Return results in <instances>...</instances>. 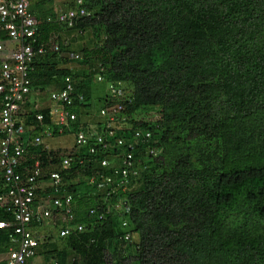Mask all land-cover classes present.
Segmentation results:
<instances>
[{
    "label": "trees",
    "instance_id": "16d2710c",
    "mask_svg": "<svg viewBox=\"0 0 264 264\" xmlns=\"http://www.w3.org/2000/svg\"><path fill=\"white\" fill-rule=\"evenodd\" d=\"M85 2L94 16L72 29L48 19L55 0L32 3L36 46L47 45L32 63V90L73 80L84 100L71 126L87 138L72 151L62 191H50L74 197L85 230L63 236L71 222H58L60 240L50 233L42 240L46 263L264 264V0ZM72 30L73 40H85L78 49L77 39L65 43ZM9 36L0 24V39ZM55 38L59 51L50 46ZM72 54L90 71L73 70ZM98 73L125 85L127 122L114 127L115 136L108 118L89 121ZM102 99L100 111L113 103ZM25 109L22 120L37 128L30 138L43 132L39 113L54 123L50 106L36 107L29 97ZM139 130L152 137L138 139ZM45 147L29 149L43 154L45 167L62 169V151ZM9 217L0 207V220ZM129 233L140 241L127 240ZM7 238L0 230V251Z\"/></svg>",
    "mask_w": 264,
    "mask_h": 264
},
{
    "label": "built area",
    "instance_id": "2783aa9c",
    "mask_svg": "<svg viewBox=\"0 0 264 264\" xmlns=\"http://www.w3.org/2000/svg\"><path fill=\"white\" fill-rule=\"evenodd\" d=\"M30 4L31 0H0V23L10 31L14 43L8 50L4 42L0 43V94L4 96L0 111V207L10 216L0 220V230L8 231L7 244L0 251V264H46L45 257L40 254L42 240L34 230L36 225L41 226L46 220H74L72 196L58 198L50 193L52 190L59 192L62 172L52 165L45 167L43 154L32 153L29 149L41 147L44 136H35L26 142L24 135L35 127L27 126L20 117L23 103L32 91L31 64L37 53L45 52V47L38 51L25 41L36 34L37 21L30 12ZM78 4L77 10L64 11L60 20L73 25L80 15L88 14L83 7L84 0H79ZM73 92L74 86L69 84L53 97L71 105ZM39 119L43 121L44 115H39ZM69 119H76V114L66 109L59 112L60 127H65ZM46 134L52 136V129H47ZM86 141L85 134H81L80 142ZM71 164L72 160L65 158L63 168ZM79 229L83 231L84 226L79 225ZM74 231L75 226H67L62 229V235L68 236ZM50 264L59 262L53 260Z\"/></svg>",
    "mask_w": 264,
    "mask_h": 264
},
{
    "label": "clouds",
    "instance_id": "9594fccd",
    "mask_svg": "<svg viewBox=\"0 0 264 264\" xmlns=\"http://www.w3.org/2000/svg\"><path fill=\"white\" fill-rule=\"evenodd\" d=\"M32 3H33V0H31V4H30V12L33 14V16H34V18L36 19V21H37V25H36V34L33 36V37H27V39L25 40L27 43H30V44H32L34 47H35V49L36 50H38V47L36 46V41H37V34H38V31H39V25H40V21H39V19H38V17L36 16V14L33 12V10H32ZM65 3V1L64 0H62V2H60V3H58V2H56V0H55V3H54V12H55V16H49L48 17V19L52 22V21H54V19L57 21V22H59V23H61V24H63L64 26H67L68 28H74V27H76L77 26V24L81 21V20H83V19H85V18H91V17H93L94 16V12L92 11V10H89V8H88V6L86 5L87 3L85 2V0H84V3L85 4H83V7L84 8H86L87 10H88V14H86V15H80L76 20H75V23L73 24V25H70L69 24V22H63V21H61L60 20V15L65 11V12H69V11H72V10H77L78 8H79V0H76V6L75 7H69V8H67V7H65V6H63L62 4H64ZM52 6V5H51ZM0 24H3V26H4V28L6 29V26H5V24L4 23H0ZM7 31H8V34L10 33V31L8 30V29H6ZM10 35V34H9ZM77 35V34H76ZM71 36H72V39L75 37L74 35H72V34H70V36H68V37H66V39H65V43H66V45H68L69 44V42H73V40H71L70 38H71ZM1 42H4L5 44H6V50H8L14 43L12 42V37H11V35L9 36V38L8 39H6V40H1L0 39V43ZM51 49L52 50H54V51H59L60 49H61V43H60V41L57 39V38H55V39H52L51 40ZM42 47H45V52L44 53H37L38 55H43V54H45L46 52H47V45H43V46H41L40 48H42ZM39 48V49H40ZM39 51V50H38ZM38 55H37V57H38ZM37 57L35 58V59H37ZM72 57H74L75 58V61L74 62H78V63H80L79 62V59H80V55H77V54H72ZM77 60V61H76ZM34 62V61H33ZM32 62V63H33ZM73 63V62H72ZM71 63V64H72ZM71 64H69V66L71 67V68H73V70H75V71H77V69H75L74 67H72V65ZM81 64V63H80ZM82 66H84L83 64H81ZM1 66V65H0ZM31 69H32V64H31ZM89 69V68H88ZM80 70L81 71H78V72H82L83 70H82V68H80ZM90 70V69H89ZM31 72V71H30ZM97 77H98V80H100V81H104V80H107V76H105V75H103L102 73H98L97 74ZM31 78V77H30ZM32 81V80H31ZM69 84H72L73 86H74V92H73V96H72V98H73V102H72V104L71 105H69V103H63L62 101H58V100H56L54 97H53V94L54 93H56V92H62V91H64L67 87H68V85ZM111 84V90H112V93H113V95H109L110 97H111V99H113L112 100V104H110L109 106H107L106 108H104V109H102L100 112H101V114H102V116H104V118H108L109 120H110V122H109V129H110V132L115 136V134H116V129L114 128L115 126H117V127H119V126H123V124L125 123V122H127V116L125 115V111H126V104L124 103V98H125V95H126V90L124 89L125 88V85H124V83H122V82H119V83H110ZM31 88H32V85H31ZM49 89H52V91H50L49 92ZM47 91H45V92H41V93H37V94H34V92H33V90L31 91V93L29 94V95H27V99H26V102H27V100H28V98L29 97H31L32 99H33V101H34V103H35V105H36V107H46V106H50V107H52V109H53V113H52V116H51V118H52V121L54 122V123H52V124H46V123H43V121H45L46 120V115L45 114H43V113H39L38 114V119H39V115H44V120L43 121H40V119H39V121H40V125H42L41 127L43 128V132H40L39 133V136H44V138H45V136H48L47 134H46V130L47 129H52V131H53V135L52 136H55L56 134H58V133H65L66 131V127L67 126H69L70 128H72V126H71V124H74V122L75 121H77L78 120V113L74 110V107L76 106V103H78L79 102V100L80 101H83L84 100V94L83 93H81V92H79L78 90H76L77 89V87H76V85L74 84V81L73 80H71L70 78H68V80H67V83H66V85H65V87H62V88H49ZM120 91L122 92V93H120ZM50 95L51 96V100L53 101V104H44L42 101H41V97L42 96H45V95ZM0 95H2V94H0ZM4 97V96H3ZM3 101V100H2ZM26 102L25 103H23V109H22V115L20 116L21 117V121H23L22 119H23V117H24V115L26 114V109H25V104H26ZM63 109H66V111L68 110V111H71L73 114H76V119H69V121H68V123L65 125V127H60V124H59V122H58V119H59V112L61 111V110H63ZM1 111V110H0ZM24 122V121H23ZM110 127H112V128H110ZM61 128H62V130H61ZM36 127L33 129V130H29V133H30V131L32 132L33 131V133L36 131ZM36 133V132H35ZM81 134H85V133H80V135ZM27 135V134H26ZM80 135H79V142H80ZM35 136H38V134H34V135H32L31 137L32 138H34ZM137 137H138V139L139 138H151L152 137V133L150 132V131H144V130H139L138 132H137ZM32 138H30L29 139V141L28 142H30L31 141V139ZM119 144L120 145H125V141H124V139H122V138H120L119 140ZM86 143H81L80 142V145H85ZM42 146H45L44 145V143H43V145ZM110 145L108 144V146L107 147H109ZM46 148V150L50 153L51 152V154L54 152H58V151H62V156H63V162H64V159L65 158H70L71 160H72V164H71V166L69 167V168H63V162H62V169H57L58 171H60V172H62V184L60 185V189H59V192L60 191H62V186H63V184H64V173L63 172H65L66 170H69L73 165H74V163H73V156L71 155L72 154V151H73V149H68L69 150V152H66L65 150H63V149H51V148H48L47 146L45 147ZM76 148H79V146H77ZM96 150H97V148H95ZM96 150H95V152H93L92 151V153H96ZM152 153H155V150H153L152 151ZM129 159H133L132 158V155L130 154L129 155ZM111 160H108V159H106V160H104V162H103V165L104 166H108V165H110L111 164V162H110ZM124 174H125V176H127L126 174H127V170H124ZM94 181V179L92 180V182ZM109 181H112V177H109L108 178V182ZM104 185L101 183L100 184V187H103ZM72 208H73V212L75 211L74 210V208H75V204H74V197L72 196ZM73 215H74V213H73ZM55 224H57L58 222H63L62 220H58L57 222H55V221H53ZM68 222H71V225L70 226H75V230L77 229V226H78V228H79V225H82V224H77L76 223V219H75V215H74V220H70V221H68ZM72 222L73 223H75V224H72ZM124 225H128V222L126 223H124ZM36 228H38V226H36ZM84 230H85V227H84ZM83 230V231H84ZM81 231V230H80ZM75 232V231H74ZM73 232V233H74ZM40 237H41V235H40ZM43 239V237L41 238V240ZM126 239L127 240H134V235L131 233H129V234H127V236H126ZM53 260H56V261H58L59 262V264H61V262L57 259V258H52L51 260H50V262H45L46 264H50ZM46 261V260H45Z\"/></svg>",
    "mask_w": 264,
    "mask_h": 264
},
{
    "label": "rangeland",
    "instance_id": "374dc122",
    "mask_svg": "<svg viewBox=\"0 0 264 264\" xmlns=\"http://www.w3.org/2000/svg\"><path fill=\"white\" fill-rule=\"evenodd\" d=\"M56 2L60 3L62 2V0H56ZM62 5L65 7L68 6L67 3H64ZM70 33L76 36L73 30L70 31ZM88 36L89 35H86L85 39ZM70 39L73 40L72 36ZM75 39L78 40V42L75 43L76 45L75 47L78 49L80 47V44H83L85 40L81 36H77ZM88 39H90V37H88ZM74 40L72 43H74ZM71 65L72 67L77 69V71H81L80 68H82L83 70L82 72L90 71L88 69L89 67H87L86 65L82 66L78 62H73ZM93 89H95L94 97L92 99L93 103L92 105L88 106V108L90 109V112L92 111L89 115L90 116L89 121L91 122V124L98 125L99 122H104L105 120L104 116H102L100 112V107L103 102L102 98H105V96L107 95H113V93H112L111 84L109 83V81L108 80L100 81L98 80L97 76L94 80ZM50 91H52V89H49V92ZM41 101L44 104H53V101L51 100V96L48 94L45 96H42ZM26 134L24 135L25 141L28 142L30 139V133L27 132ZM79 135H80L79 131L77 129H74V127H72L71 130L68 129V131L65 133H58L55 136H45L44 145L51 149H63V150L70 149V148L73 149L77 146L81 147L82 145H80V142H79ZM34 230L36 231L38 235H41V238L46 235L45 233H50L53 235L54 240H60V233L58 232L59 230L56 227V224L52 220L51 221L46 220L45 223L41 225V227L35 228ZM134 239L136 241H140L141 239L140 235H135Z\"/></svg>",
    "mask_w": 264,
    "mask_h": 264
}]
</instances>
